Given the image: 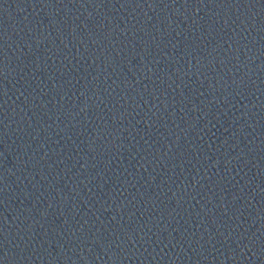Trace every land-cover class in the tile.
Returning <instances> with one entry per match:
<instances>
[{"label":"water","instance_id":"obj_1","mask_svg":"<svg viewBox=\"0 0 264 264\" xmlns=\"http://www.w3.org/2000/svg\"><path fill=\"white\" fill-rule=\"evenodd\" d=\"M0 264H264V0H0Z\"/></svg>","mask_w":264,"mask_h":264}]
</instances>
